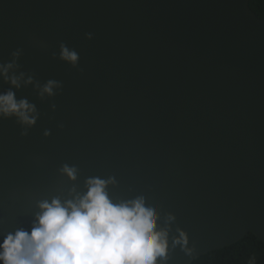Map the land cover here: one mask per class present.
<instances>
[{
	"label": "water",
	"instance_id": "obj_1",
	"mask_svg": "<svg viewBox=\"0 0 264 264\" xmlns=\"http://www.w3.org/2000/svg\"><path fill=\"white\" fill-rule=\"evenodd\" d=\"M248 2L0 0V65L22 74L0 94L36 109L32 126L0 115V235L100 178L113 202L155 206L157 264L264 243V0L262 16Z\"/></svg>",
	"mask_w": 264,
	"mask_h": 264
},
{
	"label": "clouds",
	"instance_id": "obj_2",
	"mask_svg": "<svg viewBox=\"0 0 264 264\" xmlns=\"http://www.w3.org/2000/svg\"><path fill=\"white\" fill-rule=\"evenodd\" d=\"M62 58L75 63L78 56L62 46ZM13 67L14 63L0 65V76L18 88L22 74L9 76ZM54 86L48 82L41 95H52ZM35 112L27 100L17 101L14 92L0 94V115L16 116L32 126ZM62 172L76 179L75 168L65 166ZM109 183L89 178L83 194L72 189L71 199L40 202L30 233L18 229L0 235V264H157L158 258L166 257L168 233L157 230L155 206L146 207L143 197L113 202L106 191ZM181 240L187 243L183 232L176 242Z\"/></svg>",
	"mask_w": 264,
	"mask_h": 264
},
{
	"label": "trees",
	"instance_id": "obj_3",
	"mask_svg": "<svg viewBox=\"0 0 264 264\" xmlns=\"http://www.w3.org/2000/svg\"><path fill=\"white\" fill-rule=\"evenodd\" d=\"M249 7L263 14V0H249ZM188 264H264V243L252 232L224 247L209 251Z\"/></svg>",
	"mask_w": 264,
	"mask_h": 264
}]
</instances>
